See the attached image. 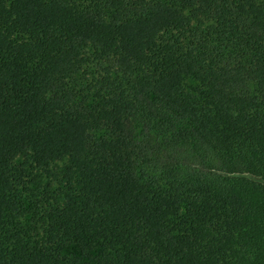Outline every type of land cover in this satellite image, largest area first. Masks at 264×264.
I'll list each match as a JSON object with an SVG mask.
<instances>
[{"label": "trees", "instance_id": "trees-1", "mask_svg": "<svg viewBox=\"0 0 264 264\" xmlns=\"http://www.w3.org/2000/svg\"><path fill=\"white\" fill-rule=\"evenodd\" d=\"M0 264H264V0H0Z\"/></svg>", "mask_w": 264, "mask_h": 264}]
</instances>
